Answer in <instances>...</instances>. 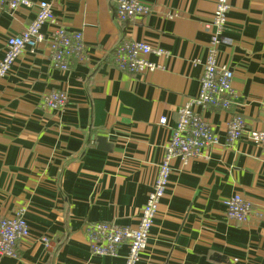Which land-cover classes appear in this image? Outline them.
<instances>
[{
    "label": "crops",
    "instance_id": "1",
    "mask_svg": "<svg viewBox=\"0 0 264 264\" xmlns=\"http://www.w3.org/2000/svg\"><path fill=\"white\" fill-rule=\"evenodd\" d=\"M32 1L52 7L56 23L43 33L57 26L82 33L85 58L60 71L42 42L0 79V219L25 208L30 229L16 256L0 264H124L125 245L116 256L91 254L87 226L137 225L177 108L197 91L215 0H139L147 14L126 22L114 17L115 0ZM35 14V6L0 10V60L7 37ZM123 40H145L166 53L148 55L158 65L153 71H121L113 50ZM218 49V61L233 72L234 103L197 112L219 143L201 157L171 159L136 264H264V151L244 139L224 140L235 113L264 129V0H231ZM54 89L67 93L64 109L42 106ZM97 136L105 137L102 145ZM236 193L251 204L246 224L225 214L224 201Z\"/></svg>",
    "mask_w": 264,
    "mask_h": 264
},
{
    "label": "built area",
    "instance_id": "2",
    "mask_svg": "<svg viewBox=\"0 0 264 264\" xmlns=\"http://www.w3.org/2000/svg\"><path fill=\"white\" fill-rule=\"evenodd\" d=\"M231 0H215L212 18L205 27L210 31L207 54L203 62L202 75L198 88L177 108L174 125L170 127V136L164 145V155L157 166V173L140 208L137 225L123 226L115 221H97L87 226V241L93 256H116L122 245L127 252L124 264H136L146 248L150 229L157 214L161 198L164 195L171 174V159L177 157L182 162L190 158L201 157L203 150L219 143L220 136L210 124L197 112L198 108L231 109L236 96L233 88L232 70L218 61V44L225 28L227 12ZM36 7V14L31 22L18 34L6 39L4 54L0 60V79L8 74L15 60L25 50L34 52L37 46L46 42L48 56L53 67L60 71L70 68L73 61L85 58V45L80 31L69 32L57 26L51 33L45 34V24H55L52 7L46 1L0 0V10L13 11L18 6ZM148 8L139 0H115L114 17L119 22H126L136 16L147 14ZM150 53L162 55L166 52L159 47H152L145 40H123L113 50L115 66L128 73H142L158 68L148 59ZM67 93L54 89L46 93L41 100L42 106L61 110L67 106ZM161 125L167 124V118L159 119ZM244 139L259 146L264 151V129L250 127L244 118L235 113L227 123L224 140L227 143ZM228 220L246 224L251 217V204L240 194H233L224 201ZM25 208H20L12 216L0 219V258L15 257L20 239L30 234L25 219ZM39 239L47 247L46 236Z\"/></svg>",
    "mask_w": 264,
    "mask_h": 264
},
{
    "label": "water",
    "instance_id": "3",
    "mask_svg": "<svg viewBox=\"0 0 264 264\" xmlns=\"http://www.w3.org/2000/svg\"><path fill=\"white\" fill-rule=\"evenodd\" d=\"M96 141L102 145L103 142H105V137L103 136H97Z\"/></svg>",
    "mask_w": 264,
    "mask_h": 264
}]
</instances>
